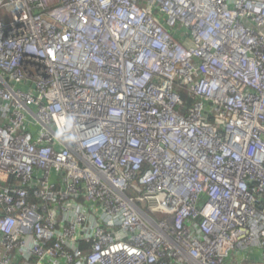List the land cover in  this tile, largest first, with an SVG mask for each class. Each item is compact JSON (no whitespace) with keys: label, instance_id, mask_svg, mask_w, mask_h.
Returning a JSON list of instances; mask_svg holds the SVG:
<instances>
[{"label":"built area","instance_id":"built-area-1","mask_svg":"<svg viewBox=\"0 0 264 264\" xmlns=\"http://www.w3.org/2000/svg\"><path fill=\"white\" fill-rule=\"evenodd\" d=\"M0 264H264V0H0Z\"/></svg>","mask_w":264,"mask_h":264},{"label":"crops","instance_id":"crops-1","mask_svg":"<svg viewBox=\"0 0 264 264\" xmlns=\"http://www.w3.org/2000/svg\"><path fill=\"white\" fill-rule=\"evenodd\" d=\"M255 255H254V258H258V254H257V251L254 253ZM257 260H260V259H257Z\"/></svg>","mask_w":264,"mask_h":264},{"label":"trees","instance_id":"trees-1","mask_svg":"<svg viewBox=\"0 0 264 264\" xmlns=\"http://www.w3.org/2000/svg\"><path fill=\"white\" fill-rule=\"evenodd\" d=\"M185 98H186V96H184ZM187 99V98H186ZM188 100V102H191V100H189V99H187Z\"/></svg>","mask_w":264,"mask_h":264}]
</instances>
